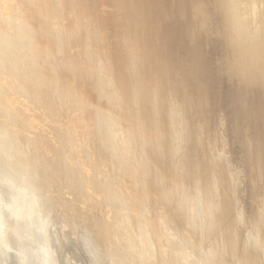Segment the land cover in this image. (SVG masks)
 <instances>
[{
    "label": "rangeland",
    "instance_id": "rangeland-1",
    "mask_svg": "<svg viewBox=\"0 0 264 264\" xmlns=\"http://www.w3.org/2000/svg\"><path fill=\"white\" fill-rule=\"evenodd\" d=\"M23 1H25V0H0V27H1L0 29H2V30H0V31H2V32H0V48L6 43L5 42V40H6L11 44V46H9V48L12 49V51L18 52L19 51L18 46H20L22 44H16L15 43V46H14L13 45L14 41L17 40L18 42L22 43L23 38H25L27 43H29L32 40L31 38H32L33 32H32L31 27L29 25V24H32V22H31L32 19L30 21L29 15H31L33 13V11L29 8H25L23 5V3H24ZM29 1L30 0H26L25 3L29 4ZM83 1H85V2H83ZM96 1L97 0H95V1L94 0H72L73 3L71 2L72 5H70L69 7L63 6L64 4L60 5V7H58V9H59V11L61 10L60 11L61 14L60 15L55 14L54 17L52 15V13L50 12L51 11L50 8H47V11L45 14H42L41 12L38 11L40 15L36 14L38 19L36 20L37 22L33 21L35 23V24L33 23V26L36 25L35 26V27H37L36 30L39 32V34L37 36V38L39 39V46L43 50L45 49V50L51 52V53L49 52L50 56H51V58L49 60L50 68L54 67L55 70H60L61 74L64 72L63 70H66V72H64V73L68 74L70 70L68 68H66V69L64 68V64H65L64 62L67 59V56L73 57V60L79 59L80 68L83 71L87 70L90 73L91 71L96 72L97 68L98 69L102 68V70H100V72L102 71L101 75L100 76L98 75V77L95 78V80H94V82H96L95 84H92L93 80H92L91 76L85 77L86 80H83L84 76H82V75H80L83 78L82 80L80 79L81 78L80 76L79 77L78 76H70V78L68 77V79L65 78V82L60 77L59 78L54 77V78H52V80L50 82H51V89L53 91H55L58 95H60V94L64 95V94H62L63 90H64L63 83L68 82V85L70 86V88L69 87L66 88L67 89L66 91L68 92V94H65L63 99H60L61 100L60 104L63 105V108L60 106H57V110L61 114V116H60L61 119L59 118V120L57 121L59 123V127L60 128L62 127L65 132L69 131L71 128L74 127L72 130L75 131V135L78 134L77 137H75V136L74 137L75 138L80 137L81 140L79 139L78 141H83L84 139H85L84 141L87 140L96 149L102 145L101 147L106 152L105 154L109 155L108 157L110 159L107 158L105 155L104 156L101 155V157L99 158L100 153H92V154H93L94 158H97L98 163H99V161L101 162L103 169H104V166L106 167L105 171L106 170L107 171H106L105 175L106 174L108 175V176L107 175L106 176H107L110 184H112L113 186H115V188L118 189V190L116 189V191H117L116 196L118 195L119 199H125L126 198L125 196L128 193L131 194L130 196H133V197L137 196V195L133 194L132 192L127 191V188H128L127 187V177H125V175H123V174H119L118 166H117V163L119 164V163L123 162L128 157V151H130V149L132 148L131 144L137 145L140 156L136 157V159H137V164L141 169H143L147 173V170L149 171L152 167H155V169L160 168L161 172H164L165 176L164 175L163 176H164V178L166 177L164 182H162L158 186L151 185L148 182L149 179L146 178L147 182L144 185L145 191H143L144 193L140 194L141 196L140 195L137 196V198L141 197L140 200L142 199L143 203L145 202L144 204L146 205L147 210L149 208V210L152 209V211L148 210L144 214L145 215L144 218L146 217L145 219L147 220L146 221L147 225H145L144 228L141 227L140 230L130 229L129 234H131L130 236L133 237L131 240L132 243L131 242L130 243L133 244V246L131 244H127L126 246L129 249H132V251H134L133 255H135V254L136 255L132 256V259L134 260V262L129 261V264H140V259H138V258L142 257L144 253L152 255L153 257L146 255V256H148V258L150 257L149 259H151V260H155V259L159 260L162 258L161 257L162 252L165 251L166 247L163 246V248L161 249L162 246L158 242L157 238L153 237V236H155V234H153L154 232H152V231H154V230L152 228L154 226V221L156 222L160 218L163 219L165 217H166V219H163V220H167L168 223L171 225V227H173L176 230L178 237H179V235H182L179 237V239H181L184 242V246H187L186 248L188 250L186 249V252L188 251V253H186V254H187L188 259L185 262L183 260H181L182 264L183 263L184 264H215L218 261H220V264H221V256H223V253H222L223 250H222V248H220V246H217L211 242L212 237L210 239L211 241H209L210 237L206 234V230L209 228V225H211V223H213L216 220V217H214V216H216V213H215V206L216 205L215 204H217L218 199L222 198V195H221L222 193L220 194V192H222V190L220 187H218V185L217 186L214 185L213 177L210 176L211 174L209 173V171L207 169L206 163L210 162L214 166L215 164L218 163V161H221L224 156L227 159L226 160L227 165H230V167H231V174H232L231 180L233 181V194L231 196V203L235 208H240V204L244 205L243 209L245 207L246 210L244 209L245 214L243 215V217H241V215H240L241 212L239 211V209H237L238 220H239V222L245 221L244 222L245 223V229L248 232L249 241L252 243V246H254V247L257 246V243H259L258 250H259V252H262L264 255V243H263L264 242V173L261 172V170H259L257 168V166L255 165L254 161H252L250 159V157H248L249 151L247 150L246 146L241 142V141H244L247 145H250L251 150L255 154H260V152H264V141L263 142L261 141L259 133L253 129V130H249V131H244L243 136L241 137L240 135L238 136L237 134H235L232 130L228 129L226 125L222 124V125H219L218 127L207 125L206 128L203 129L202 135H200V133L196 134L197 133L196 132L197 127L199 126L200 122L204 121V119H203L204 117L200 114V112L198 110H196L197 108L194 105H192L194 107L193 110H189V112L187 113V119L189 121L188 123L189 124L191 123V125H190V128L188 130L189 132H187V136H184L185 138L183 137L182 133H183V131L184 132L186 131V129L184 128L186 123L183 121H179L175 124V126L173 128L170 129V133H168L169 131L166 128H165L166 130L164 129V127L161 128V130H160L161 133L159 132L158 135H155L157 137L155 143H151V141H149V140L153 136L152 131H150L146 128H142V127L139 128L138 117L133 113V106H134L133 103L136 105V101L133 100V98H132L133 95H129L131 97V98H129V96L126 95V93H125V89H123V87L126 86L125 84L127 83L126 82L127 80L125 78V77H127L126 76L127 74H123V71L125 73L128 72V69H127L128 64L126 63L125 59L127 58L129 50L132 49L131 47H128L130 45L126 41V37H125L124 32L126 33L130 30H133L131 27L132 24L130 21L132 20L134 13L139 12L136 10H141V9L143 10L144 9V6L142 4V0H133L131 3L133 5H130L129 9H128V7H122L121 6V4H124V0H116V1L115 0H98V2H96ZM143 1L150 2L149 0H143ZM221 1L222 0H212V3H211L212 5L209 8L207 7V13L212 17V19L217 20L219 18L226 17V15L223 11V8L221 7ZM230 1H231L230 3L233 4V6H234V7H232V12H231L232 16L234 18V21L238 23V24H236V23L235 24L237 25V27H240V26L243 27V29H242V33L244 34V37L242 40L243 43L247 44V42H253V44H254L253 45L254 47H252L253 49H246L245 48L241 52L242 58L236 62H233L230 65L231 66L230 69H228L226 74H224V76L227 79H229V81H230L229 84H226L225 89H227V90H229L230 88L235 89V92L238 90L239 93L241 94L240 95L238 93L233 92L232 94H234L233 96L236 97V100L232 99V102H231V99L229 98L230 100L226 101L224 104L236 105V107H237L238 104L241 102H242V104L245 105V103H247V101H249V100L251 101L252 100L251 98H253L255 96H264V44H263L264 39L262 40V37L264 38V35L261 33V30H260L262 27V19H263L262 14H260V13H262V11H264V0H239L240 2L237 1L238 3L237 2L235 3V1H233V0H230ZM101 2H102V5H101ZM226 2L228 4L229 1L226 0ZM251 3L253 4V6L256 7L255 13H252L251 9L249 8L250 7L249 5ZM99 4H100V7H99ZM20 5H21V7H20ZM22 5H23V7H22ZM93 5L94 6L97 5L96 7H99V9L94 7ZM79 6L81 9L79 8ZM131 6H132V8H131ZM22 8L23 9L25 8L26 10L25 9L22 10ZM233 8L235 10H233ZM22 11H25V12H22ZM48 11L51 14L48 13ZM76 11H78V12H76ZM23 14H25V16H27V17L22 16ZM147 14H149V12ZM100 15H102L101 16V17H103L102 19H101V17H99ZM144 15H146V13ZM256 15H260V16L256 17ZM20 17H21V19H20ZM45 17H47V18L45 19ZM48 17H50V18H48ZM236 18H237V20H236ZM183 19H186L189 22V19L187 18V13ZM95 22H96V25H95ZM70 23L74 27H71L72 25ZM100 23H102V24H100ZM100 26H101V29H100ZM71 28H72V30H71ZM95 28H97V29H95ZM65 29H67V30H65ZM141 29H142V31H141ZM151 29H152L151 23L148 22V23L142 24L141 28L139 29L140 31H138L139 32L138 37H140L139 38L140 41L136 44L135 47L138 46L137 48H142L146 53L152 51V49H151L152 46H151V44H149V45L146 44L147 46L142 45L141 41L148 39V42H150V41L156 42V40L152 37ZM64 31H67L68 33L67 32L65 33ZM94 31L95 32L97 31V32L95 33ZM252 33H253V36H252ZM63 34L65 35V37ZM60 35H63V38H62L63 45L59 46V48H62V50L58 49V45L53 44L54 39H52L53 37H59ZM95 35H97V36H95ZM103 36L105 38H103ZM99 38L102 39V40H100L101 42H103V40H104V42L102 44L99 41ZM72 39H73V41H72ZM79 39H80V41H79ZM76 40L79 41V43ZM99 42H100V46H99ZM104 43L106 46L104 45ZM82 45H83V47H82ZM139 45H140V47H139ZM56 46H57V49H56ZM3 50L4 49L2 47V49H0V52L2 53ZM191 50H192V48H191ZM174 51L176 54V59H179V61H180L177 65L178 70L184 76H186L188 79L191 75V69H193V65H195L194 60H193L194 57H191V59H189V56L187 54V50H185L183 48V46L175 47ZM252 51H254V52H252ZM65 52L67 53V55H65L66 54ZM75 54H76V56H75ZM97 54H98V56H95ZM98 57H100L101 59ZM96 58H97V60H96ZM97 61L101 62V65H100V63H97ZM143 62L145 63V65H144V63H142L141 67L139 68V70L136 73H137V75H139L141 77L143 76L140 79V81H145L147 84L150 83L152 85V83H153L152 78H151V76L148 77L149 74L147 72H149V71L151 72L152 67H154V65H153L154 62L151 63L152 65L150 64L151 66L148 63V60L143 61ZM160 62L163 65L164 60L162 59V60H160ZM144 66L145 67L148 66L147 69ZM90 67H93V68L95 67V68L93 70V68H90ZM188 68H189V72L186 71V69H188ZM196 69H198V67H194V70H196ZM153 70L155 71L156 69L153 68L152 71ZM141 73L143 75H141ZM69 75H71V73H69ZM83 75H84V73H83ZM121 76L123 77V79ZM145 76H147V77L145 78ZM230 76H232V77H230ZM149 78H150V80H149ZM231 78H232V80H231ZM69 79H70V81H69ZM200 79L201 78L198 79V76H197L196 80H192V81H194L193 83H186V85H187L186 90H183V89L181 90V89L177 88L176 89L177 94L174 95L175 97L171 98L172 99L171 101H173V103H178V101H183V102L188 101L189 103L192 104V103H195L196 101H199V98L205 97L206 95H203L205 92L203 90H201V88L199 86ZM77 80L79 81V83ZM62 81H63V83H61ZM148 81H150V82H148ZM70 82H73V83H70ZM124 82H126V83H124ZM219 84L220 83H218V87H219ZM96 87H100L101 88L100 90L102 92L100 93L99 90L96 89ZM241 88H246V90H249L255 94L260 93L261 95H253L252 97H250L248 99H243L242 95L244 94V90ZM113 90H115V92ZM127 93H128V89H127ZM183 93H184V95H183ZM114 95L115 96L117 95L116 96L117 98H115L117 100H112L115 97ZM120 95H122V96H120ZM123 96H124L125 100H124ZM163 99L166 101L168 100L167 96H166V98H165V96H163ZM23 100H21V98H20L19 101H21V102H19V104H21ZM121 101H123V102H121ZM117 102L118 103L120 102V105L117 104ZM124 102H126V103H124ZM256 102L259 105L264 104V102H261L258 100H256ZM121 103L123 104L124 107L122 106ZM258 104H256V106H258ZM71 109H72V111H71ZM230 110H232V108H228V111H230ZM43 112H45V111H43V109H41V113H38L37 115L42 116ZM28 113H29V111H28ZM31 113H29L30 116H32ZM33 113L36 114L37 112L35 111ZM261 114H262L263 119H264V112H262ZM133 115H135V116H133ZM1 118H2V120H4L5 119L4 115L1 116ZM50 118H52V120L48 119V118L44 120V123H46L45 127H44V125H42V128H36V127L41 126V125H39V123H37V125H38L37 126L36 123H34V125H36V126L32 125L33 129H31V130L29 129V130L30 131L33 130L38 135L41 134L43 136V134H45L44 138H46L45 136L52 137V138L56 137V136H54V133H51V135H50V131H49L50 129L49 128L47 129V127H48L47 122L49 123L50 120L51 121L54 120L53 117H50ZM77 118H78V120H77ZM40 119H42V118H40ZM191 120H192V122H191ZM76 123H77V125H76ZM133 124H134V126H133ZM124 126H125V128H124ZM43 129H44V132L42 131ZM39 130L42 133H39ZM163 130L165 132H163ZM30 133L31 132H29V134ZM205 133H207V134H205ZM170 134H174L176 141L179 143V146L182 148V151H183L182 154H179L177 157L175 156L176 160L179 161V163H180V161L182 162L183 159L188 160V161L185 160L186 161L185 164H187L188 162L190 164V165L188 164L189 165L188 169L190 168L189 170H193L194 168H192V167H195L196 172H198V173H196L195 171L189 172V170H187V168H185V167L180 169L178 173H176V172L171 173V171L169 172L167 163L165 162L164 159L167 156L168 151L171 150L170 143H169L170 142L169 141ZM193 134H195V135H193ZM71 137H72V135H71ZM126 137H128V138H126ZM53 140H56V139L54 138ZM113 144H114V146H113ZM128 144H129V146H128ZM150 145H152V146L149 147ZM113 147H114V150H113ZM169 147H170V149H169ZM259 147H260V149H259ZM123 148H124V150H123ZM166 149H168V150H166ZM189 151L191 152V154L194 155L193 157H191V160L193 158L192 161L190 160V156H189L191 154H188ZM107 152H109V153H107ZM188 156H189V158H188ZM105 157L107 158L108 161L106 160ZM247 157H248V159H247ZM24 158H25V156L24 155L22 156V152H18L17 155H15V161H17L19 163V166H18L19 169L22 168L23 166H25V164H26V161H25L26 159H24ZM76 159L78 160V158H76ZM79 161L83 162L81 159ZM191 162H193V163H191ZM203 162L206 165H204ZM200 164H202L203 166ZM261 164L264 165V161H262V159H261ZM252 165H255V167L253 168ZM7 166L8 165H6L5 163L2 164V162L0 161V174L3 175V176L0 175L1 176L0 178L2 179V180L0 179V199H1L0 200V213H1L0 214V229H1L0 232L4 231V232L0 233V235H1V237H0V259H1L0 264H16V263L17 264H52V262H53V264H57V263L58 264H67V263L68 264H100V263L101 264H114L115 263L114 261H112V252L109 249V247L107 246V245H109L108 242H105V247H106L105 251L108 248V251H106L107 253L106 252L105 253L108 256L106 255V256L102 257V251L99 250V245H98V247H96L97 246L96 240L94 239V237L92 236L91 233H88L90 231H88L85 228H81V227H79V229H77V231L73 230L72 228H73L74 222L71 220V218L65 216L63 208L61 206L59 207V206L55 205L56 206L55 207V206L51 205L52 204L51 202H53L52 199H51V202L49 203V201L47 200V198H48L47 196L49 195V193H48V191H46V185H43L41 183L42 181L37 179V178H35L36 180L34 178L32 179V177L35 175L33 169L29 172L27 169H24V171L22 170L23 171L22 172L17 167H15L14 169H16L18 173H14V172H12L13 170H10V167H8L9 168V170H8V168H6ZM34 168L36 169V166H34ZM206 170L209 173L208 174L206 172L208 175L205 173ZM32 171L34 174L31 173ZM187 172L189 174H187ZM194 172H195V174H193ZM173 174H175L176 176ZM198 174L200 176H198ZM31 175H32V177H31ZM111 175H113V176H111ZM9 176L10 177L12 176V177L10 178ZM117 176L119 179L116 178ZM177 176H178V178H177ZM4 177L6 178V180L4 179ZM122 177H123V180H121ZM197 178H199L200 180ZM13 180H15V181H13ZM114 181H116V182L114 183ZM122 181H124V183ZM117 182L120 184L118 185ZM125 182H126V185L124 186ZM207 182H208V185H206ZM6 183L9 184L10 187ZM3 185H5V186H3ZM205 185H206V187H205ZM208 186H209V189H208ZM8 187H9V189H8ZM211 187H213V190ZM215 187L217 188V190ZM149 188H150L151 192H150ZM40 189H41V191H40ZM13 190L14 191L16 190L17 192L16 191L14 192ZM214 190H215V192H214ZM30 192H31L32 196L30 195ZM160 192L164 193V195L167 197L171 194H174V198H172L174 200L171 203L168 201V199H167L168 203L160 202ZM62 193H63L64 197H66L71 203H73V205H74L73 206V213H77L76 216L77 215L78 216L79 215L84 216V212H85L84 207H86L85 204L82 201L81 202L77 201L78 202L77 203L74 200V195H72L70 190H68V189L63 190ZM204 193H206V194H204ZM209 193H211V194H209ZM34 195H36V196H34ZM14 196H16V198ZM43 197H44V199H43ZM137 198L135 197L134 199H132L130 201H132V203L136 202V201H140V200H138L139 198L138 199ZM206 198H208V199L206 200ZM212 198H213V201L215 199L214 202L212 201ZM154 199L156 200V202L154 201ZM23 200H24V202H23ZM208 200H209V202H207ZM14 201H16V202L14 203ZM152 201H153V203H152ZM47 202L49 203V205L47 204ZM174 202L176 203V206L173 207L174 209L169 208L168 206L164 205V204H171L172 205V203H174ZM35 203H36V205H35ZM154 203H155V206H154ZM28 204H29V207H28ZM147 204H149L150 206ZM151 204H153V207ZM10 205H11V207H10ZM15 206H17V207H15ZM45 206H47V207H45ZM50 206L54 207V208L52 207L53 209H51V211L48 210L50 208ZM43 207L46 208L48 211L45 209L47 211L46 212ZM106 207L110 208V209H105L106 216L107 217L112 216L114 207H112L111 205H106L105 208ZM158 207H160V208H158ZM164 207H167L168 209L166 208L164 210ZM154 209H155V211H154ZM157 209H159V210L161 209L160 210L161 213ZM170 209L173 213L170 211ZM35 210H36V212H35ZM37 210L40 212H38ZM75 210L77 212H75ZM49 211H50V213H49ZM69 211H71V210H69ZM93 211H95L94 212L95 214L100 213L99 210L98 211L93 210ZM107 211H109V212H107ZM61 212H62V214H60ZM78 212H79V214H78ZM1 216H2V218H1ZM20 216H22V217H20ZM68 216H70V215H68ZM59 218H60V220H59ZM155 218H156V220H155ZM162 219H160V220H162ZM4 222H5V224H4ZM51 222H52V224H49ZM55 222H57L56 223L57 225L55 224ZM242 225H244V224H242ZM248 225H250V226H248ZM6 227H9V228H6ZM176 227H179L180 229L176 228ZM248 227H251V229ZM10 228H11V230H10ZM51 228H53V229H51ZM186 228H187V230H186ZM46 229L47 230L49 229V230L47 231ZM81 229H83V230H81ZM177 229H178V231H177ZM146 230H147V233H145ZM251 230L253 233H251ZM258 230H260V231H258ZM11 231H12V233H11ZM53 231H55V232H53ZM74 231H75V233H74ZM133 231L134 232L136 231V232L134 233ZM132 232H133V234L136 235V237L138 236V238H136L132 234ZM142 232H144L146 234V236H144V233L142 234ZM150 232H152V233H150ZM140 233H141V235H140ZM62 235L64 238L62 237ZM194 235L197 237H195ZM88 237L89 238L91 237V238L89 239ZM142 237L144 239H142ZM187 237H188V239H187ZM1 238H3L4 240ZM79 238H81V240ZM139 238H141V239H139ZM147 238H150V239L146 240ZM154 238H156V240ZM77 239H79V240H77ZM54 240H55V242H54ZM141 240L142 241L145 240V242L144 241L142 242ZM154 240L156 241V244L158 243L157 246H156ZM187 240H189V241H187ZM190 240H192V241H190ZM153 241H154V243H153ZM24 242L26 244H24ZM189 242H191V243H189ZM63 243H64V245H63ZM95 243H96V245H95ZM211 243H212V245H211ZM145 244H146V246H145ZM149 244L150 245L153 244V247H151L152 245L149 246ZM6 245H8V247ZM137 245L138 246L140 245V246L138 247ZM198 245L199 246L201 245V246L199 247ZM136 247L139 249L138 250L136 249V253H135V250H133V248L135 249ZM197 247H199V248H197ZM100 249H102V248H100ZM146 250H147V252H146ZM159 250H162L161 253ZM197 251H201V252H197ZM152 253H154V254H152ZM189 253L192 254V255H190L191 257H189ZM194 254H196V255H194ZM109 255H111V256L109 257ZM200 255L202 256V258ZM55 256H57V257H55ZM98 256H100V257H98ZM157 257H159V258H157ZM234 257H235V260H237V264H242V262L238 259L239 256H234ZM193 258H194V260H193ZM103 260H105V261H103ZM193 261H195L196 263ZM156 262H158V261H156ZM151 263H154V261H151L150 264ZM216 264H219V263H216Z\"/></svg>",
    "mask_w": 264,
    "mask_h": 264
},
{
    "label": "bare ground",
    "instance_id": "bare-ground-1",
    "mask_svg": "<svg viewBox=\"0 0 264 264\" xmlns=\"http://www.w3.org/2000/svg\"><path fill=\"white\" fill-rule=\"evenodd\" d=\"M25 1H23L24 7L29 8L33 11V13L31 15H29L30 21L32 19V21H31L32 24H29L31 27V30L33 32L32 38H31L32 40L30 39L31 41L29 43H27L25 38H23L22 43L18 42L17 40L14 41V44H13L14 46H15V43L16 44H22V45L18 46V48H19L18 52L12 51V49L9 48V46H11V44L5 40L6 43L2 46L4 50L2 53L0 52L1 53L0 54V161L2 162V164L5 163L6 165H8L6 168L10 167V170H13L12 172L18 173L17 170L14 169L15 167L18 168V166H19V163L17 161H15V155H17L18 152H22V156L23 155L25 156L24 159H26L25 160L26 164L22 168H20V169L18 168V169L20 171H22V170L24 171V169H27L28 172L31 171L32 169L34 170V173H35L34 176L35 177L34 176L32 177V175H31L32 179L37 178V179L42 181L41 183L43 185H46V191H48V193H49V195L47 196L48 197L47 200L50 203L51 199H52L53 202H51L52 203L51 205H53V206L57 205V206H59V207L61 206L63 208L65 216L71 218V220L74 222L73 228H72L73 230L77 231V229H79V227H81V228H85L88 231H90V232H88V231L87 232L91 233L92 236L94 237V239L96 240V242H97L96 247H98V245H99V250L102 251V257L107 255L106 251H108V248L105 251V248H106L105 242H108L109 245H107V246L109 247V249L112 252V261L115 262V263L113 262L114 264H129V261L134 262V260L132 259V256H135L136 254L133 255L134 251H132V249H129L126 246L127 244L132 243L131 240L133 237L130 236L131 234H129L130 229L140 230L141 227L144 228V226L147 225V222H146L147 220L145 219L146 217L144 218V216H145L144 214L146 213V211L149 210V208L147 210L146 205L144 204L145 202L143 203V200L142 199H141L142 201L140 200L141 197L140 198L138 197L139 198L138 199L137 196L140 195L141 193H144L143 192V191H145L144 185L147 182L146 178L149 179L148 182L151 185L158 186L159 184H161L162 182L165 181L166 177L164 178V176H165L164 172H161L160 168L155 169V167H152L149 171L147 170V173H146V171L141 169L138 166L137 159H136V157L140 156L137 145L131 144L132 148L130 149V151H128V157L123 162H121L119 164L117 163V166H118L119 174H123V175H125V177H127V187H128V188L126 187L127 191H130L133 194L137 195L135 197L140 201H136V202L132 203V201H130V200L134 199L135 197L130 196L131 194L128 192H127L128 194H126V196H125L126 198L124 197L125 199H119L118 195L116 196V192H117L116 189L117 188H115V186L110 184V182L107 178L108 175L107 174H106L107 176L105 175V173L107 171V170L105 171L106 167L104 166V169H103L101 162L98 160L99 161V163H98L97 158H94L93 154H92V153H100L99 158L101 157V155H103V156L105 155L107 158H109L108 157L109 155H106L105 154L106 152L101 147L102 145L99 146V148H97L98 149L97 150L87 140L84 141L85 139L84 140L82 139L83 141H78L80 139V137L75 138V137H77L78 134L75 135V131L72 130L74 127L71 128L67 132H65L62 127L61 128L59 127V123L57 121L59 120L61 114L58 112L57 106H60L63 108V105L60 104V102H61L60 99H63L64 95L68 94V92L66 91L67 90L66 88L67 87L70 88V86L68 85V82L63 83V81L65 82V78L68 79V77L70 78V76H78L79 77L80 75H82V76H84L83 77L84 79L82 78V76H80L81 77L80 79L86 80L85 77L91 76V78L93 80L92 84H95L96 82H94V80H95V78L98 77V75L99 76L101 75L102 71L100 72V70H102V68H99V69L97 68L96 72L91 71L90 73L87 70L83 71L80 68L79 59L73 60V57H71V56H67V59L64 62L65 63L64 68L65 69L68 68L70 70L69 73H71V75H69V73L68 74L64 73V72H66V70H63L64 72L61 74L60 70H55L54 67L50 68L49 60L51 58V56H50L51 52L47 51L45 49L43 50L39 46V39L37 38L39 32L36 30V28H37V27H35L36 25L33 26V23L37 22L36 20L38 19V17L36 14L40 15L39 12H41L42 14H45L47 11V8H50L51 11L50 10L49 11L52 13L53 17L55 16V14L60 15L61 10L59 11L58 7H60V5H63V4H64L63 6L69 7L70 5H72L71 4L72 0H30L29 4L25 3ZM132 1L133 0H124V4H121V6L122 7H128V9H129L130 5H133V4H131ZM149 1L150 2L142 0V4L144 6V9L143 10L141 9L142 11L135 9L136 11H139V12H137V13L135 12L134 16L132 17V20L130 19L131 20L130 22L132 24L131 27L133 30H130L126 33L124 32L125 37H126V41L130 45L128 47H131L132 49L129 50V52L127 51L128 55H127V58L125 59L126 63L128 64V65L126 64L128 66L127 67L128 72L125 73L123 71V74H127L126 75L127 77H125L127 80V81L126 80L125 81L127 83L124 82V83H126L125 84L126 86H124L125 88L123 87V89H125L126 95H128V96L133 95L132 98L134 101H136V105L133 103V105H134L133 106V113L138 117L139 128H141V127L146 128V129L152 131V133H153V136H152V138H150L149 141H151V143H155V141L157 139V137L155 135H158L161 128H163V127H164V129L166 128L169 131L168 133H170V129L173 128L175 126V124L179 121H183L186 123V125L184 126L186 131L185 132L183 131L182 134H183V137L187 136V132H189L188 130H189L190 125H191V123L190 124L188 123L189 121L187 119V113L189 112V110H193L194 107L192 105H194L197 108L196 110H198L200 112V114L204 117L203 118L204 121L200 122L199 126L197 127V131H196L197 133L196 134L200 133V135H202L203 134L202 131H203V129L206 128L207 125L218 127L219 125L224 124L227 126L228 129L232 130L235 134H237L238 136L240 135L241 137L243 136L244 131H249V130L254 129L259 133L260 139L263 142L264 141V119H263V116L261 113L264 112V104L259 105L256 102V100L264 102V96H255V97L251 98L252 99L251 101L250 100L247 101V103H245V105L242 104V102H241L238 104L237 107H236V105L224 104L226 101H229L230 99H231V102H232V99L236 100V97H234L233 96L234 94H232L233 92H235V89H231L230 87H229L230 88L229 90L225 89L226 84H229L230 81H229V79H227L224 76V74H226L228 69H230V67H231L230 65L233 62H236L242 58L241 52L245 48L246 49H253L252 47H254L253 42H247V44L243 43V41H242L243 37H244V34L242 33L243 27L242 26L237 27L236 24H238V23L234 21V18H233L232 13H231L232 7H234V6H233V4L230 3L231 1L227 0V1H229L228 4H227L226 0L221 1V7L223 8V11H224L226 17L219 18L217 20L212 19V17L207 13V7L209 8L212 5L211 4L212 0H149ZM233 1H235V3H236L239 0H233ZM83 2H85V1H83ZM96 2H98V0ZM23 5H22V7H23ZM101 5H102V2H101ZM96 6L97 5H95L94 7H96ZM249 6H250L249 8L251 9V12L255 13L256 7L253 6L252 3ZM20 7H21V5H20ZM99 7H100V4H99ZM99 7H96V8L99 9ZM79 8H80V6H79ZM131 8H132V6H131ZM24 9L22 8V10H24ZM233 10H235V9L233 8ZM49 11H48V13H50ZM22 12H25V11H22ZM76 12H78V11H76ZM148 12H149V14H147ZM145 13H146V15H144ZM186 13H187V18L189 19V22L186 19H183L185 17ZM260 14H262V18H263L262 19V27L260 30H261V33L264 35V11H262V13H260ZM22 16H25V14H23ZM101 16L102 15H100L99 17H101ZM258 16H260V15H256V17H258ZM25 17H27V16H25ZM46 18L47 17H45V19ZM48 18H50V17H48ZM102 18L103 17H101V19ZM20 19H21V17H20ZM236 20H237V18H236ZM148 22L151 23V28H152L151 34H152V37L156 40V42H153V41L148 42V39L141 41L142 45L151 44V46H152V48H151L152 51L146 53L142 48H137L138 46L137 47H135V46L140 41L139 40L140 37H138V35H139L138 31H140L139 29L141 28V25L144 23H148ZM100 24H102V23H100ZM95 25H96V22H95ZM71 27H74V26L72 25ZM95 29H97V28H95ZM100 29H101V26H100ZM0 30H2V29H0ZM65 30H67V29H65ZM71 30H72V28H71ZM141 31H142V29H141ZM0 32H2V31H0ZM64 32L66 33L67 31H64ZM63 35H60L59 37H53L52 36L53 37L52 39H54L53 44L58 45V49H61V50H62V48H59V46L63 45V42H62ZM95 36H97V35H95ZM104 36H103V38H105ZM252 36H253V33H252ZM64 37H65V35H64ZM263 39L264 38L262 37V40ZM100 40H102V39L99 38V41ZM72 41H73V39H72ZM79 41H80V39H79ZM79 41H77V42L79 43ZM100 42H99V46H100ZM103 42H104V40H103ZM103 42H101V44ZM263 44H264V40H263ZM104 45H105V43H104ZM179 46H183V48L185 50H187V54L189 56V59H191V57H194L193 60H194L195 65H193V69H191V75L188 79L186 76H184L178 70L177 65L180 61H179V59H176V54H175L174 48L179 47ZM2 47L0 49H2ZM82 47H83V45H82ZM139 47H140V45H139ZM191 48H192V50H191ZM56 49H57V46H56ZM252 52H254V51H252ZM65 55H67V53ZM75 56H76V54H75ZM95 56H98V54ZM98 58H100V57H98ZM162 59L164 60L163 65L160 62V60H162ZM96 60H97V58H96ZM147 60H148L149 65L154 62L153 63L154 67H152V69L153 68L156 69L155 71L154 70L152 71V69H151V72L150 71L147 72L149 74L148 77L151 76V78H152V81H153L152 85L150 83L147 84L145 81H140V79L143 76L141 77V76L137 75V73H136L139 70V68L141 67L142 63H144L143 61H147ZM97 63H100V65H101V62L97 61ZM144 65H145V63H144ZM147 67L148 66H146L145 68L147 69ZM194 67H198V69L194 70ZM90 68H93V67H90ZM94 68H93V70H94ZM186 71L189 72V68L186 69ZM83 73H84V75H83ZM141 75H143V74L141 73ZM197 76H198V79L201 78L200 82H199V86H200L201 90H203L205 92L203 95H206V96L203 98H199V101H196L195 103H192V104L189 103L188 101H186V102L178 101V103H173V101H171L172 100L171 98L175 97L174 95L177 94L176 89L179 88L181 90L182 89L186 90V87H187L186 83H193L194 81H192V80H196ZM54 77L62 78L63 81L61 83H63V87H64L62 94H64V95H61V94L58 95L55 91H53L51 89V82L50 81ZM146 77L147 76H145V78ZM230 77H232V76H230ZM122 79H123V77H122ZM149 80H150V78H149ZM231 80H232V78H231ZM69 81H70V79H69ZM148 82H150V81H148ZM70 83H73V82H70ZM78 83H79V81H78ZM218 83H220L219 87H218ZM126 88L128 89V93H127ZM96 89H98L100 93L102 92L100 90L101 89L100 87H96ZM241 89L244 90V94L242 95L243 99H248V98L252 97L253 95H261L260 93L255 94L249 90H246V88H241ZM113 91L115 92V90H113ZM235 93L240 94L238 90ZM183 95H184V93H183ZM116 96L112 100H117V99H115V98H117ZM120 96H122V95H120ZM163 96H165V98L167 96L168 100L167 101L164 100ZM20 98H21V100L24 99L22 101L23 104L21 103L22 105L19 104V102H21V101H19ZM123 98H124V96H123ZM129 98H131V97L129 96ZM124 100H125V98H124ZM121 102H123V101H121ZM124 103H126V102H124ZM117 104L120 105V102L119 103L117 102ZM256 104H258V106H256ZM122 106H123V104H122ZM228 108H232V110L228 111ZM41 109H43V111H45V112H43L42 116H38L37 114L41 113ZM28 111H29V113H31L32 111L33 112L36 111L37 113L34 114L32 112L31 113L32 116H30ZM71 111H72V109H71ZM3 115L5 117L4 120H2V118H1V116H3ZM135 115H133V116H135ZM50 117H53L54 120L51 121L52 118H50ZM40 118H42V119H40ZM47 118L51 119L49 123L47 122V126H48L47 129L48 128L50 129L49 130L50 135H51V133H54V136H56L57 138L54 136L53 137L57 141L53 140L54 138L48 137V136H45L46 138H44L45 134H43V136H42L41 134L38 135L33 130L30 131L31 129H33L32 125H34V123H36V125H37V123H39V125H41V126L37 125L38 127H36V128H42V125H44V127H45L46 123H44V120ZM78 118H77V120H78ZM191 122H192V120H191ZM36 125H34V126H36ZM76 125H77V123H76ZM133 126H134V124H133ZM124 128H125V126H124ZM42 131L44 132V129ZM29 132H31V133L29 134ZM163 132H165V131L163 130ZM39 133H42V132H40V130H39ZM205 134H207V133H205ZM71 135H72V137H71ZM193 135H195V134H193ZM126 138H128V137H126ZM169 141H170L169 143H170L171 150L168 151L167 156L164 159L165 162L167 163L169 172L171 171V173H173V172L178 173L179 170L184 168V167L187 168V170H189L190 169V168L188 169V166L190 165L189 162L187 164H185V162L188 160L185 159L186 160L185 161L183 159V161L182 162L180 161V163H179V161L176 160V157L179 154H182L183 151H182V148L179 146V143L176 141L174 134H170ZM241 142L246 146L247 150L249 151L248 157H250V159L252 161H254L257 168L259 170H261V172L264 173V165L261 164V159H262V161H264V152H260V154H255L251 150L250 145H247L244 141H241ZM113 146H114V144H113ZM128 146H129V144H128ZM151 146L152 145H150L149 147H151ZM170 147H169V149H170ZM259 149H260V147H259ZM113 150H114V147H113ZM123 150H124V148H123ZM166 150H168V149H166ZM109 152H107V153H109ZM188 154H191V152L189 151ZM189 156H190V160H191V157H193L194 155L191 154ZM189 156H188V158H189ZM248 157H247V159H248ZM76 158H78V160ZM107 158H106V160H107ZM80 159L83 162H80L79 161ZM192 160H193V158H192ZM226 160L227 159L224 156L222 158V160L218 161V163L215 164L214 166L210 162H207V163L205 162L207 164V169H208L209 173L211 174L210 176L213 177L214 185H216V186L218 185V187H220L222 190V192H220V194L222 193L221 194L222 198L218 199L217 204H215L216 205L215 206L216 216H214V217H216V220L213 223H211V225H209V228L206 230V234L210 237V238L208 237L209 241H211L210 239L212 237L211 242L217 246H220V248H222L223 252L220 250L223 253V256H221V264H237V260H235L234 256H239L238 259L242 262V264H264V255L262 252H259V250H258L259 243H257V246H255V247L252 246V243L249 241L248 232L245 229V223H244L245 221L239 222V220H238L237 209H239V211L241 212L240 215H241V217H243V215L245 214L244 212L246 210L245 207H244L245 210L243 209L244 205L240 204V208H235L231 203V196L233 194V181L231 180V177H232L231 167H230V165H227ZM191 163H193V162H191ZM203 164H204V162H203ZM206 164H204V165H206ZM200 165H202V164H200ZM255 165H252V167L254 168ZM34 166H36V169L34 168ZM192 168H194L195 170L194 169L189 170V172L190 171L196 172V168L195 167H192ZM8 170H9V168H8ZM195 172L193 174H195ZM206 172H207V170L205 171V173ZM31 173H33V171ZM196 173H198V172H196ZM187 174H189V173L187 172ZM0 175L3 176L2 174H0ZM173 175H175V174H173ZM111 176H113V175H111ZM198 176H200V175L198 174ZM116 178H118V176ZM177 178H178V176H177ZM4 179L6 180L5 177H4ZM197 179H199V178H197ZM121 180H123V177ZM13 181H15V180H13ZM115 182L116 181H114V183ZM122 182L124 183V181H122ZM119 184L120 183H118V185ZM7 185L9 186V184H7ZM125 185H126V182H125L124 186ZM206 185H208V182ZM206 185H205V187H206ZM3 186H5V185H3ZM9 187H8V189H9ZM211 188L213 190V187H211ZM65 189L70 190L71 194L74 195V200L76 202L82 201L85 204L86 207H84V209H85L84 216H82V215L76 216L77 213H73V206H74L73 203H71L66 197H64V195L62 193L63 190H65ZM208 189H209V186H208ZM149 190H150V188H149ZM216 190H217V188H216ZM40 191H41V189H40ZM150 192H151V190H150ZM214 192H215V190H214ZM204 194H206V193H204ZM209 194H211V193H209ZM30 195H31V192H30ZM34 196H36V195H34ZM14 197L16 198V196H14ZM172 198H174V194H171L167 197L164 195V193L160 192V202L168 203L167 202V199H168V201L171 203L174 200ZM43 199H44V197H43ZM207 199L208 198H206V200ZM154 201L156 202L155 199H154ZM212 201H213V198H212ZM214 201H215V199H214ZM15 202L16 201H14V203ZM23 202H24V200H23ZM207 202H209V200ZM49 203L47 202L48 205H49ZM152 203H153V201H152ZM29 204H28V207H29ZM35 205H36V203H35ZM106 205H111L112 207H114L112 216H109V217L106 216L105 209H110L107 207L105 208ZM147 205H149V204H147ZM151 205L153 207V204H151ZM164 205L168 206L169 208L174 209L173 207L176 206V203L174 202V203H172V205L171 204H164ZM154 206H155V203H154ZM10 207H11V205H10ZM15 207H17V206H15ZM45 207H47V206H45ZM52 207L50 206V208L48 210L51 211V209L54 208V207L53 208ZM158 208H160V207H158ZM166 208L167 207H164V210ZM45 209L46 208H44V210ZM69 210H71V211H69ZM93 210H96V211L99 210L100 213L95 214L94 213L95 211H93ZM157 210L160 211L161 209L160 210L157 209ZM50 211H49V213H50ZM149 211H152V209H150ZM154 211H155V209H154ZM170 211H171V209H170ZM35 212H36V210H35ZM38 212H40V211H38ZM75 212H77V211L75 210ZM107 212H109V211H107ZM160 213H161V211H160ZM60 214H62V212ZM78 214H79V212H78ZM68 215H70V216H68ZM20 217H22V216H20ZM1 218H2V216H1ZM160 219H162V218H160ZM160 219L156 222L154 221V226L152 228L154 231H152V232H154L153 234H155V236H153V237H156L158 242L162 246V247L160 246L161 249L163 248V246L166 247V249H165V251L163 250L164 252H162V255H161L162 258L161 259H159V260L155 259L158 262H156L155 260L149 259L150 257L148 258V256H146L149 254L144 253L143 256L141 255L142 257L138 258V259H140V264H150L151 261H154V263H151V264H180L181 260H183L184 262L187 261V259H188L187 254H186V253H188V251L186 252L187 246H184V242L181 239H179V237L182 235L178 234L179 237L177 236L176 230L173 227H171V225L168 223L167 220H163V219H166V217L163 218L162 220H160ZM59 220H60V218H59ZM155 220H156V218H155ZM56 223L57 222H55V224ZM4 224H5V222H4ZM49 224H52V222ZM242 224H244V225H242ZM248 226H250V225H248ZM6 228H9V227H6ZM176 228H179V227H176ZM248 228L251 229V227H248ZM51 229H53V228H51ZM10 230H11V228H10ZM81 230H83V229H81ZM186 230H187V228H186ZM177 231H178V229H177ZM258 231H260V230H258ZM1 232H4V231H1ZM53 232H55V231H53ZM133 232H132V234H133ZM152 232H150V233H152ZM11 233H12V231H11ZM74 233H75V231H74ZM143 233L144 232H142V234ZM145 233H147V230ZM145 233H144V236H146ZM251 233H253L252 230H251ZM133 235L136 237L135 234H133ZM140 235H141V233H140ZM0 237H1V235H0ZM62 237H63V235H62ZM143 237H142V239L145 238V237L144 238ZM195 237H197V236H195ZM136 238H138V236ZM156 238H154V239L156 240ZM1 239H3V238H1ZM79 239L81 240V238H79ZM79 239H77V240H79ZM139 239H141V238H139ZM148 239H150V238H147L146 240H148ZM187 239H188V237H187ZM143 241L145 242V240H143ZM154 241H153V243H154ZM187 241H189V240H187ZM190 241H192V240H190ZM54 242H55V240H54ZM189 243H191V242H189ZM212 243H211V245H212ZM24 244H26V243L24 242ZM155 244H156V241H155ZM157 244H156V246H157ZM63 245H64V243H63ZM95 245H96V243H95ZM131 245L133 246V244H131ZM151 245L149 244V246L153 247V244H151ZM6 246L8 247V245H6ZM145 246H146V244H145ZM199 247H197V248H199ZM100 248H102V249H100ZM136 249L138 250L139 248H137V247L135 249L133 248V250H135V253H136ZM159 251L161 253L162 250H159ZM146 252H147V250H146ZM197 252H201V251H197ZM154 253H152V254H154ZM196 254H194V255H196ZM190 255H192V254L189 253V257H191ZM110 256L111 255H109V257ZM149 256H152V255H149ZM55 257H57V256H55ZM98 257H100V256H98ZM157 258H159V257H157ZM201 258H202V256H201ZM193 260H194V258H193ZM103 261H105V260H103ZM193 262H195V261H193ZM216 263L220 264V261H218ZM52 264H53V262H52Z\"/></svg>",
    "mask_w": 264,
    "mask_h": 264
}]
</instances>
